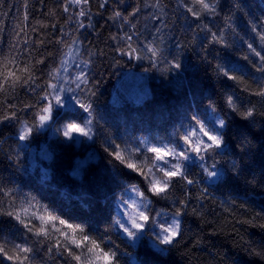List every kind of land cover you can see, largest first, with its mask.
I'll return each instance as SVG.
<instances>
[{
	"label": "trees",
	"instance_id": "trees-1",
	"mask_svg": "<svg viewBox=\"0 0 264 264\" xmlns=\"http://www.w3.org/2000/svg\"><path fill=\"white\" fill-rule=\"evenodd\" d=\"M154 4L155 0H122L117 7L115 0H110L108 7L100 8L99 0H92L88 6L90 15L78 18L83 20L85 28L77 31L78 24L68 17L78 9L65 13L58 0H44L43 3L41 0H0V59L15 54L10 46L16 43L17 26L29 25L27 33L30 40L45 41L39 51L32 53L33 63L34 58L43 53L45 63L36 66L37 83L43 84L47 71L60 65L71 40L78 37L81 60H88L86 53L91 54V73L99 82L93 98L94 114L102 118L99 126L93 129V141L80 137L77 140L82 142L69 143L64 141L57 129L73 120L80 122L81 113L64 109L56 115L54 111L56 122L45 127L46 130L34 131L23 148L20 145L24 142L16 139L20 124L15 120L0 123V180L8 188L20 190L17 193L18 209L27 206V200L35 197L33 203L46 205L72 223H83L86 231L93 236L107 230L106 238L119 245L122 253L130 254L120 256L121 264H264V260L245 251L249 244L256 249L264 247V227L261 226L264 225V130L259 122L255 127L248 128L240 117H230L229 120L225 139L231 153L217 159L218 166L226 168L231 167L232 160L242 161L244 172L238 180L229 179L227 186L221 187L213 184L200 168L192 169V177L201 183L188 186V192L193 197L191 204L199 203L195 197L199 195L200 188L206 187L210 196L202 202V215H193L189 208L183 216V239L179 245L158 253L151 247L149 238L145 237L133 248L122 242L112 228L117 216L116 196L123 193L126 199L134 198L135 193H125L124 188L136 185L144 190L147 182L123 165L109 163L110 157L104 152L107 139L119 140L125 134L144 135V131L152 130L167 142L166 135L171 126L190 110L198 111L202 118L211 121L214 114L207 110V98H213L219 106L222 87L235 86L237 95L245 102L257 99L242 90L246 85L255 88L252 81L260 73L244 60L246 45L241 47L240 39L255 41L259 45L249 21L264 20V0H220L218 14H209L204 19L216 31L224 27L226 17L232 18V30L224 29L225 39L231 47L219 51V62L236 69L231 75L240 79L239 84L216 77L212 67L217 61L209 66L201 60L197 52L199 42L193 40L194 31L188 28L189 21L184 19L177 0H160V7L152 9ZM135 8L140 11L135 17L129 16L135 28L121 20L110 19L113 10L128 15ZM25 13L28 14V21L23 19ZM156 16L162 17L164 23L154 19ZM41 24L48 27H41ZM53 24L57 26L55 30L51 27ZM157 26L161 27L159 33L156 32ZM33 27L36 32L31 31ZM60 28L68 34L65 44L56 43ZM133 32L136 33L133 36L134 47L151 41L160 49L162 59L158 68H150L147 60H129L114 52V48L118 44L122 46L123 41L113 40L112 37ZM178 42L183 47L178 49ZM214 47L221 48L219 45ZM237 48L240 50L237 51ZM28 58L27 54L23 57L25 60ZM173 58L181 64L183 72L169 71L164 60ZM124 71L146 76L147 94L141 101L133 102L118 92L116 83ZM221 79L223 81L219 82ZM115 97L118 101L114 100ZM3 99L0 96V100ZM37 99L24 87L17 86L15 93L8 94L7 102L17 104L21 109L17 113L20 120L31 124L33 112L43 105H37L32 111L24 109L23 105L35 104ZM50 132L55 133L51 135ZM242 133L251 141V152L247 154L238 146ZM16 153H20V166L15 163ZM74 171H78L79 175H73ZM253 176L257 182L249 183ZM183 196L184 192L177 188L175 197ZM233 198L237 201L235 206L229 203ZM152 199L155 211H174L171 199ZM240 204H244L247 211L240 208ZM257 213L259 215L253 223H237V220L251 219ZM23 233L22 225L14 219L0 216V236L14 243L28 238L31 244L35 237L30 233L24 237ZM0 264L11 262L0 258ZM36 264L40 261L37 260ZM49 264L52 262L49 261Z\"/></svg>",
	"mask_w": 264,
	"mask_h": 264
},
{
	"label": "snow or ice",
	"instance_id": "snow-or-ice-1",
	"mask_svg": "<svg viewBox=\"0 0 264 264\" xmlns=\"http://www.w3.org/2000/svg\"><path fill=\"white\" fill-rule=\"evenodd\" d=\"M43 2L44 0H41V3ZM58 2L65 13H70L74 8L78 9L69 15L68 19L76 21L77 31L85 28L83 20L78 18L90 15L88 6L92 0H58ZM115 2L118 7L122 0H115ZM219 2L220 0H177V5L184 19L189 21L188 28L194 31L193 40L199 42L197 52L201 60L209 66L213 61H217L212 67L216 77L236 81L239 84L240 79L231 75L236 69L219 62V51L231 47L225 39L224 29L232 30V18L226 17L224 27L216 31L204 22L207 15L218 14ZM109 5L110 0H99L100 8H106ZM153 6L159 8L160 0H155ZM236 7L239 8V4ZM139 11V8H135L128 15H124L119 10H113L110 19L121 20L124 24L135 28L129 16L135 17ZM23 19L28 21L27 13ZM154 19L160 24L164 23L162 17L156 16ZM249 23L259 45L257 46L255 41L249 42L243 38L240 39V45L241 47L246 45V54L243 58L257 73H260V76L252 81L256 85L255 88L246 85L242 90L257 99H249L245 102L237 95L235 86L222 87L219 106L216 100L207 98V110L214 114V118L209 121L202 118L198 111L190 110L185 117L178 119L171 126V130L166 135L167 142H164L159 134L152 130L144 131V135L125 134L119 140L107 139L108 144H105L104 152L110 157L109 163L123 165L147 182L144 190H140L136 185L124 188L125 193L134 192V198L126 199L123 193L116 196L117 216L112 222V228L122 237V242L131 237L129 243L136 246L138 241L142 243L144 238L148 237L151 247L158 253L175 248L183 239L182 219L187 210L190 208L193 215H202L200 211L202 202L210 196L206 187L200 188L199 195L195 197L199 203L191 204L193 197L188 192V186L201 183L200 180L192 177V169L200 168L202 173H206L211 178L213 184L221 187H226L229 179L238 180L243 174L242 161L232 160L231 167L226 168L218 166L217 158L231 153L225 139L230 117H240L241 122L248 128L255 127L259 122L261 129L264 130V20L249 21ZM40 26L48 27L44 24ZM28 27L27 24L17 26L16 43L10 46L15 54L3 56L0 59V96L4 98L0 100V123L15 120L20 124L16 139L18 142H24L20 145L23 148L27 146L34 131L44 129L56 122L54 111L58 115L60 110H75L81 113L80 122L73 120L64 125L62 130L57 129V131L61 132L64 141L69 143L82 142L78 141L77 137H84L89 142L93 141L95 136L93 129L99 126L102 118L94 114L96 109L93 106V98L96 96V85L99 82L91 73V54L86 53L89 56L88 60L74 63L73 71H69L65 66L66 61H61L58 67L53 66L47 71L45 74L47 79L43 84L37 83L36 66L44 64L45 60L41 52L39 57L34 58L33 63L32 53L39 51L45 41L30 40L27 33ZM51 27L55 30L57 26L53 24ZM31 31L36 32L37 29L33 27ZM160 31L161 27L157 26L156 32ZM59 32L56 43L65 44V36L68 34L63 28H60ZM200 33H203V36H200ZM134 35H136L135 32L112 37L113 40L123 41V45L118 44L114 52L119 57H127L129 60H147L150 68H158L162 59L160 49L151 41L134 47ZM79 43L78 37L71 40L73 47L78 48ZM216 45L221 48L216 49L214 47ZM176 47L179 49L183 45L178 42ZM212 52H216V55H212ZM25 54L29 57L27 60L23 59ZM0 55H2V47H0ZM77 55H79L78 51ZM210 56L211 59H209ZM164 63L168 65L170 72L175 70L183 72L181 64L175 58L164 60ZM61 73L64 75L62 76ZM221 81L223 80H219ZM17 86L24 87L26 92L38 97L35 104H24V109L32 111L37 105H43L33 112L31 124L20 120L17 113L21 109L17 104L7 102L8 94L15 93ZM239 138L241 143L238 146L241 151L246 154L251 152V141L248 137L242 133ZM19 156L20 153H16L17 166H20ZM9 159L11 160L12 157L9 156ZM73 175H79V172L74 171ZM256 182L255 176L249 181V183ZM177 188L184 192L183 198L175 197ZM19 191L18 188H8L0 180V216L6 215L14 219L24 229L22 236L26 237L30 233L35 239L31 244L28 238H23L20 243H14L0 236V258L10 261L11 264H36L37 260L40 264H49V261L52 264H73V262L75 264H118L120 260L118 254L121 250L119 245L106 238L107 230L98 236H93L86 231L83 223H72L46 205H39V202L33 203L35 197L27 200V206H21L18 209L16 205ZM152 197L171 199V207L174 211L168 213L155 211L152 207L154 203ZM229 203L235 206L237 201L233 198ZM239 207L247 211L244 204H240ZM258 215V213L254 214L251 219L244 221L237 220V223H253ZM261 226L264 227V225ZM245 251L264 260V247L256 249L249 244Z\"/></svg>",
	"mask_w": 264,
	"mask_h": 264
},
{
	"label": "rangeland",
	"instance_id": "rangeland-1",
	"mask_svg": "<svg viewBox=\"0 0 264 264\" xmlns=\"http://www.w3.org/2000/svg\"><path fill=\"white\" fill-rule=\"evenodd\" d=\"M148 7L149 6H147V8ZM152 9H154V6H152ZM77 51L79 52V55H77ZM62 61H66L67 63L65 66L69 69V71H73V67H72L73 64L79 63L81 61L80 44L78 45V48L73 47L71 45L68 51L66 52V54L64 55ZM61 75L63 76L64 73H61ZM146 84H147L146 76L144 74H139L138 72H132V71H124L122 72L120 79H118L116 83V87L118 92L122 94L126 99L128 100L131 99L133 102H138L141 101L147 94ZM114 100L118 101L116 97L114 98ZM59 129L62 130L63 126L60 127ZM54 133L55 132H50L51 135L52 134L54 135ZM59 133L61 134V132Z\"/></svg>",
	"mask_w": 264,
	"mask_h": 264
},
{
	"label": "clouds",
	"instance_id": "clouds-1",
	"mask_svg": "<svg viewBox=\"0 0 264 264\" xmlns=\"http://www.w3.org/2000/svg\"><path fill=\"white\" fill-rule=\"evenodd\" d=\"M117 235L119 236V233H117ZM119 237H120V236H119ZM120 238H122V237H120ZM130 240H131V237H129L128 240L125 241V243H126L127 245L132 246V247L134 248V246L131 245V244L129 243ZM124 255H130V254H126V253H122V252H120V256H121V257H123ZM118 264H121V260L118 261Z\"/></svg>",
	"mask_w": 264,
	"mask_h": 264
}]
</instances>
